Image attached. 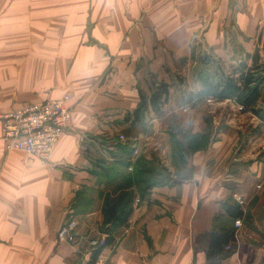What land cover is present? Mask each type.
I'll return each mask as SVG.
<instances>
[{
	"label": "crops",
	"instance_id": "0c3cea01",
	"mask_svg": "<svg viewBox=\"0 0 264 264\" xmlns=\"http://www.w3.org/2000/svg\"><path fill=\"white\" fill-rule=\"evenodd\" d=\"M202 55L225 75L264 76V0L0 1V112L55 98L72 110L46 165L7 151L0 121V264H90L106 196L126 183L98 178L87 151L106 153L97 139L120 135L132 154L140 149L134 162L163 167L169 181L144 196L130 188L129 222L95 264H210L208 234L235 232L236 219L240 236L215 264H264V122L233 99L183 103L202 88ZM152 75L169 85L168 99L136 132L126 118L151 93ZM188 135L207 140L182 178L172 147ZM81 191L79 236L61 240ZM236 195L245 217L223 208Z\"/></svg>",
	"mask_w": 264,
	"mask_h": 264
},
{
	"label": "trees",
	"instance_id": "16d2710c",
	"mask_svg": "<svg viewBox=\"0 0 264 264\" xmlns=\"http://www.w3.org/2000/svg\"><path fill=\"white\" fill-rule=\"evenodd\" d=\"M204 56L196 73L201 82L202 88L196 92L188 94L184 104L194 106L208 98L218 100L233 99L243 106L244 109H251L264 122V109L256 110L255 104L260 98H264V76L254 77L251 73L236 78L234 75H225L222 70L204 61ZM152 90L149 95L141 92L140 101L133 113L126 118L130 121L133 131H143L150 122V112L156 114L163 112V105L168 99L169 85L165 82L158 81L152 75ZM198 135H188L186 139H176L173 143V165L176 166L178 174L182 178L190 177L188 168L189 160L195 150L205 145L207 138H201ZM100 145L105 148L106 153H94L88 148V157L92 160L93 165L97 168L96 174L101 180H110L113 176H123L126 184L120 188L118 194L106 196L103 214L104 225L102 232L107 234V245L113 246L115 243V230L127 226L130 215L133 210V203L136 195L132 189L134 184L138 189L140 196H144L147 190L158 183H164L169 177L163 167H154V163H148L144 160L137 159L134 162L132 158V148L130 144L115 140V138L97 139ZM132 167L133 171L127 169ZM130 170V169H129ZM126 171V172H124ZM84 191L78 193L76 204L72 205L68 214V219L77 216L83 207ZM80 201V202H79ZM79 204L77 205V203ZM223 208L226 213L234 218L245 217L244 209L237 201L229 200L224 203ZM234 229L219 227L214 228L208 234L207 257L210 264H215L224 257V247L228 245L234 237ZM103 248H99L92 253L90 264H95Z\"/></svg>",
	"mask_w": 264,
	"mask_h": 264
},
{
	"label": "built area",
	"instance_id": "2783aa9c",
	"mask_svg": "<svg viewBox=\"0 0 264 264\" xmlns=\"http://www.w3.org/2000/svg\"><path fill=\"white\" fill-rule=\"evenodd\" d=\"M210 100V99H209ZM72 119V110L67 98L48 99L42 102L23 105L11 111L0 112L2 122V140L7 151L17 150L24 152L30 160L37 159L41 165H46L56 143L62 134L69 128ZM124 135L119 136V141L125 142ZM140 154V149L133 150L132 158ZM131 170L132 167H129ZM235 200L244 206L245 200L236 195ZM237 230L234 237L238 240L242 220L236 219ZM61 240L75 239L79 236V221L71 217L59 231ZM107 234L89 239L93 252L99 248L109 247L106 242ZM226 249H231L228 244Z\"/></svg>",
	"mask_w": 264,
	"mask_h": 264
},
{
	"label": "rangeland",
	"instance_id": "374dc122",
	"mask_svg": "<svg viewBox=\"0 0 264 264\" xmlns=\"http://www.w3.org/2000/svg\"><path fill=\"white\" fill-rule=\"evenodd\" d=\"M0 1H2V0H0ZM11 1H12V0H11ZM196 50H197V49H196ZM199 53H200V52H199ZM203 56L205 57V58H204V61L207 60L206 62H209V66L212 65V66H214V67H218L217 62L214 61L213 59H211L209 55H202L201 58H202ZM210 59H211V60H210ZM213 62H214V63H213ZM158 163L161 165V163H160L159 161H158Z\"/></svg>",
	"mask_w": 264,
	"mask_h": 264
}]
</instances>
